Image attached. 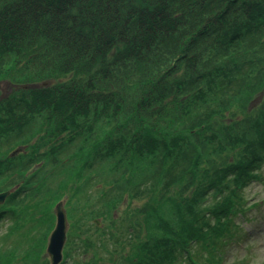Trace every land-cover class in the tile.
Here are the masks:
<instances>
[{
  "label": "trees",
  "instance_id": "16d2710c",
  "mask_svg": "<svg viewBox=\"0 0 264 264\" xmlns=\"http://www.w3.org/2000/svg\"><path fill=\"white\" fill-rule=\"evenodd\" d=\"M263 169L264 0H0V217L35 264L61 199V264H253Z\"/></svg>",
  "mask_w": 264,
  "mask_h": 264
},
{
  "label": "rangeland",
  "instance_id": "374dc122",
  "mask_svg": "<svg viewBox=\"0 0 264 264\" xmlns=\"http://www.w3.org/2000/svg\"><path fill=\"white\" fill-rule=\"evenodd\" d=\"M263 173H264V169H263ZM245 196L246 198L249 199L248 202L249 204L255 201H259L262 207L264 208V179L262 181H255L251 183L245 189ZM61 201L64 202V199L63 200L61 199ZM136 203L137 202H133L132 204L135 205ZM122 208H124V206L123 204H120L119 211H121ZM52 213L54 215V225H55V221H56L55 205L52 208ZM248 214L250 216H254V217L256 216V218H253L249 221L243 220L242 225L244 227V230L247 231L249 235L248 237H246L244 241H241L236 245L232 246V249L227 256L228 263H232L234 260H239L244 255H247L251 263L264 264V211L262 210L260 211V209L257 208H252L251 210L248 211ZM96 220L98 221L99 226L102 227L104 225V222L101 221V219L97 218ZM119 227L120 224L116 223L115 226L110 228L113 233L112 235L113 237L115 236L121 237V228ZM9 230H11L12 232H9ZM67 230H68V219H67ZM37 231L38 229L34 227L30 232V234L20 235L22 232V228L11 227V220L1 217L0 218V261L3 258H8L9 260L7 261L6 264H35V256L30 248H32L33 245L32 236L34 235L36 236ZM89 231L92 234H94V227L91 224ZM48 235L44 250L42 251L41 255H39L41 261L43 262L42 264H50L49 255L46 251ZM247 245H249V248H247ZM108 248H112L111 243L108 244ZM124 250L126 252L127 249L125 248ZM91 252L92 250L86 253L80 252L79 255L77 254L75 258L80 262V264L85 263L86 260L91 256ZM97 253L105 257L106 264H111L107 260L109 256L106 255L104 249H97ZM117 258L118 260L122 259L120 254L117 256ZM100 263L101 262H99L98 264ZM63 264H70V263L66 262Z\"/></svg>",
  "mask_w": 264,
  "mask_h": 264
},
{
  "label": "water",
  "instance_id": "95a60500",
  "mask_svg": "<svg viewBox=\"0 0 264 264\" xmlns=\"http://www.w3.org/2000/svg\"><path fill=\"white\" fill-rule=\"evenodd\" d=\"M9 191L0 192V202H3ZM56 223L51 231L46 251L50 258V264H58L63 257V247L66 240L67 218L63 202L59 201L55 206Z\"/></svg>",
  "mask_w": 264,
  "mask_h": 264
}]
</instances>
